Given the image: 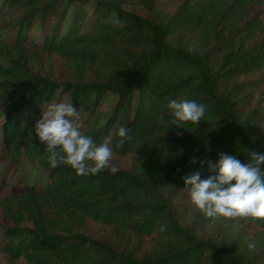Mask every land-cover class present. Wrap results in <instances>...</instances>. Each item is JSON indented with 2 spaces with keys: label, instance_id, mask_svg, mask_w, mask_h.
Returning <instances> with one entry per match:
<instances>
[{
  "label": "trees",
  "instance_id": "1",
  "mask_svg": "<svg viewBox=\"0 0 264 264\" xmlns=\"http://www.w3.org/2000/svg\"><path fill=\"white\" fill-rule=\"evenodd\" d=\"M170 1L2 0L19 13L0 23L16 28L0 38L2 152L49 181L0 183V264H264V221L206 218L184 188L219 153H264V0ZM67 99L92 114L82 135L112 136L115 173L49 165L33 117ZM169 99L204 104L205 118L168 126Z\"/></svg>",
  "mask_w": 264,
  "mask_h": 264
},
{
  "label": "clouds",
  "instance_id": "2",
  "mask_svg": "<svg viewBox=\"0 0 264 264\" xmlns=\"http://www.w3.org/2000/svg\"><path fill=\"white\" fill-rule=\"evenodd\" d=\"M113 23L118 24L119 20ZM166 108L172 117L168 126L198 125L206 113L205 105L194 99H169ZM79 115L71 101L51 103L42 111L34 130L46 146L49 165L52 168L67 165L83 176L106 169L115 173L118 169L111 164L112 136L96 143L90 136L82 135L74 123ZM129 132L126 127L118 128L116 135L121 139L116 147H122L130 138ZM190 162L195 163L196 159L192 158ZM206 163L207 170L214 174L204 179L199 172L184 177V188L191 203L210 219L264 221V153L249 150L246 163H241L234 155L219 153L215 162L209 160ZM166 227L162 224L160 231H165ZM247 249L256 251V243L249 242Z\"/></svg>",
  "mask_w": 264,
  "mask_h": 264
},
{
  "label": "rangeland",
  "instance_id": "3",
  "mask_svg": "<svg viewBox=\"0 0 264 264\" xmlns=\"http://www.w3.org/2000/svg\"><path fill=\"white\" fill-rule=\"evenodd\" d=\"M177 0H172L169 2V8L175 6ZM132 9L137 10L141 14H146V10L142 7H132ZM19 15L17 9L15 8H2V0H0V23L5 20H12L17 18ZM16 34V28L10 27L8 29L0 31V38L5 41H13ZM70 99H67L65 102H69ZM73 105V104H72ZM115 105V100L113 95H108L106 100L102 103L100 107V112L97 115L98 121L103 122L110 110ZM77 108L79 115V119H75L74 123L78 128L82 126L84 122L91 119L92 114L89 110L84 109L81 106H75ZM27 111L25 110L21 114V119L25 120ZM40 114L34 115L32 124L35 125L36 122L40 119ZM3 116L0 113V183L7 182V186L12 191H23L26 190L29 186L34 183L37 184V187L44 186L48 181L49 177L44 172V169L37 166L34 161L30 158H26L18 167L11 166L9 162L5 159L2 152V136H1V122L3 120ZM123 164H127L126 162ZM4 219V214L0 208V220ZM2 228L0 227V242L2 241Z\"/></svg>",
  "mask_w": 264,
  "mask_h": 264
}]
</instances>
